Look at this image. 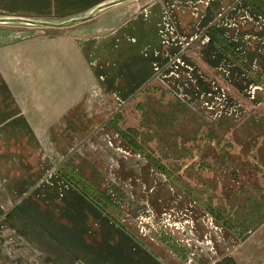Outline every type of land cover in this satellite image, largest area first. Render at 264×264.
I'll return each instance as SVG.
<instances>
[{"label": "rangeland", "instance_id": "rangeland-1", "mask_svg": "<svg viewBox=\"0 0 264 264\" xmlns=\"http://www.w3.org/2000/svg\"><path fill=\"white\" fill-rule=\"evenodd\" d=\"M19 1L0 0V19L39 24L0 22V49L25 36L78 32L82 26H75L99 17L57 28L63 19L27 17L13 4ZM161 1L166 8L151 81L123 104L108 89L92 92L108 101L100 144L108 166L109 193L103 191L113 203L104 206L173 264H264V12L252 3L254 9L235 12L223 6L222 19L203 26L204 7L196 5L180 30L178 0ZM150 2L137 3L141 9ZM102 76L104 82L93 76V83L108 81ZM4 140L0 264H37L33 248L51 243L37 239L43 234L36 228L43 229L35 220L29 225L10 216L19 203L4 200ZM95 142L91 137L93 148Z\"/></svg>", "mask_w": 264, "mask_h": 264}, {"label": "crops", "instance_id": "crops-1", "mask_svg": "<svg viewBox=\"0 0 264 264\" xmlns=\"http://www.w3.org/2000/svg\"><path fill=\"white\" fill-rule=\"evenodd\" d=\"M137 2H13L31 13L27 17L63 19L57 28L99 16L75 26H82L78 32L25 36L0 49V137L7 139L2 143L4 200L18 202L10 216L25 218L29 225L35 220L43 229L41 233L35 227L43 234L37 239L51 243L49 248L37 244L33 248L37 264H173L104 206L113 203L105 193H109L102 149L106 145L100 144L107 136L103 130L108 101L93 98L92 92L106 94L108 89L123 104L126 96L154 77L166 7L161 0H151L139 9ZM110 3L114 4L100 9ZM178 4L180 30L187 25L189 8L196 10V5L204 7L199 22L203 26L219 22L223 6L234 12L254 9L249 0H178ZM93 29H98L94 37ZM102 73L109 82L99 83L104 82ZM93 76L99 77L94 83ZM91 137L96 139L95 148Z\"/></svg>", "mask_w": 264, "mask_h": 264}, {"label": "trees", "instance_id": "trees-1", "mask_svg": "<svg viewBox=\"0 0 264 264\" xmlns=\"http://www.w3.org/2000/svg\"><path fill=\"white\" fill-rule=\"evenodd\" d=\"M261 1V0H260ZM250 3H252L254 6H256L257 8L261 9L262 12H264V6L260 4H258L255 0L254 1H251L249 0ZM135 141V140H134ZM132 140V145L138 149V150H141V147H139L135 142Z\"/></svg>", "mask_w": 264, "mask_h": 264}, {"label": "water", "instance_id": "water-1", "mask_svg": "<svg viewBox=\"0 0 264 264\" xmlns=\"http://www.w3.org/2000/svg\"><path fill=\"white\" fill-rule=\"evenodd\" d=\"M114 3H110V4H107V5H104L103 7H101L100 9H103L104 7H108L110 5H112ZM11 19H0V22H6V21H10ZM23 21V20H22ZM26 22H31V23H36V22H32V21H26Z\"/></svg>", "mask_w": 264, "mask_h": 264}]
</instances>
